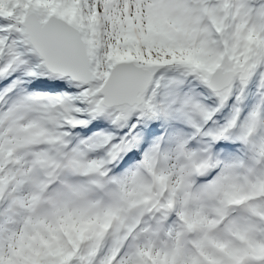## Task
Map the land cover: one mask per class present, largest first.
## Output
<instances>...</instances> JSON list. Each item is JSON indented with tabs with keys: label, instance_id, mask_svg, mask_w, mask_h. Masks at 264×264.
Wrapping results in <instances>:
<instances>
[{
	"label": "snow or ice",
	"instance_id": "snow-or-ice-1",
	"mask_svg": "<svg viewBox=\"0 0 264 264\" xmlns=\"http://www.w3.org/2000/svg\"><path fill=\"white\" fill-rule=\"evenodd\" d=\"M0 264H264V0H0Z\"/></svg>",
	"mask_w": 264,
	"mask_h": 264
}]
</instances>
